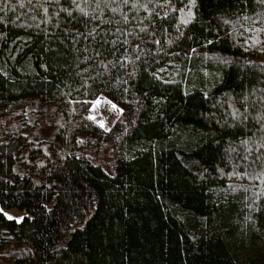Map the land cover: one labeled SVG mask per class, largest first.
<instances>
[{
  "label": "trees",
  "instance_id": "1",
  "mask_svg": "<svg viewBox=\"0 0 264 264\" xmlns=\"http://www.w3.org/2000/svg\"><path fill=\"white\" fill-rule=\"evenodd\" d=\"M186 3L0 0V208L25 217L0 213V264H264V178L227 175L251 171L256 155L241 141L258 138L253 117L264 115V74L252 67L264 65V6L198 0L177 39L171 7ZM124 57L136 62L109 64ZM172 65L176 79L159 71ZM233 90L248 96L247 128L221 131L203 114L231 122L227 103L213 104ZM99 94L125 109L111 132L87 119L82 102Z\"/></svg>",
  "mask_w": 264,
  "mask_h": 264
},
{
  "label": "snow or ice",
  "instance_id": "2",
  "mask_svg": "<svg viewBox=\"0 0 264 264\" xmlns=\"http://www.w3.org/2000/svg\"><path fill=\"white\" fill-rule=\"evenodd\" d=\"M181 3H183V0H180ZM73 3H75V0H73ZM125 3H127V0H125ZM166 4L170 5V0H165ZM241 3H247V0H241ZM255 3L257 5L260 6H264V0H255ZM99 6V5H97ZM163 6V5H161ZM200 5L198 4V0H187V3L184 4V7H181L179 9H177L175 6L171 7L172 12H176L179 11V13H181L180 19H179V25H177V31L179 32V36L177 37V39H179L180 36H183L184 33L180 32V26H188L190 24H192L193 22H195L197 20V13L196 11H194L195 9H197ZM81 11H83L81 9ZM113 11H115V9H113ZM85 15H87V13H85ZM168 13H165V17H167ZM69 16H71V13H69ZM245 20L249 19V17L245 16L243 17ZM125 22H127V18H125ZM230 21L227 19H223V24L227 25L229 24ZM95 29H93L91 32H89L87 34V36H84V39H88L89 37H91L92 39H95L94 33H95ZM117 31H119V29H117ZM140 31H146V29H140ZM259 31V30H258ZM82 35V34H81ZM128 35V34H125ZM191 38V37H189ZM155 44H160V40H154L152 41ZM173 41L169 40L168 43L171 44ZM104 43H111L113 46H115L118 41L117 40H112V41H104ZM124 44H127L128 41L124 40L123 41ZM214 43V41L212 40H207V44H212ZM253 43L255 44H259L260 42L258 40H254ZM136 49H140V45L137 44L136 45ZM84 51H87V49H85ZM192 52H196V49H192ZM102 55V52L97 50L95 52V56L96 57H100ZM178 55V53H177ZM91 58L88 56H85L84 61H79V63H84L87 62L88 60H90ZM140 60V56L137 55L136 56V61ZM220 63L224 66H229L234 64V61H230L226 58L220 57L219 58ZM136 61L130 60L128 57H124L122 61H117V62H112L109 61V64H111L112 68H115L117 66V63H119L120 67H125L126 64H132L135 63ZM79 63L77 64V67L79 66ZM100 65L101 67H103L106 71L108 70L109 65L108 64H104L103 61H100ZM42 67H46L45 65H42ZM253 68H258L261 74H264V65H252ZM89 71V69L84 68L83 69V73H87ZM160 72L166 71V69L161 68L159 70ZM207 74V73H206ZM77 75H82L81 72H77ZM98 76L101 75L100 73L97 74ZM130 76L134 77L135 76V72L133 71L132 73H129ZM154 79H161V77L157 74V73H153L152 74ZM92 80H95L96 77H91ZM242 79V78H241ZM175 81H165V83H174ZM243 82V80H242ZM86 83V82H85ZM129 81L127 79L124 80H118L117 84H123V85H128ZM213 87H215V84H213ZM130 91L129 87H124L123 88V92L127 93ZM255 88H253V92H255ZM235 92V90H233L232 92H225L222 94V97L220 100H217L214 104H213V108H216L217 105H219L221 108H223L224 104L227 103V106L229 109H231L230 112H227L226 115L231 117V122H228L227 120H225L223 123H221V121L219 119L216 118V113L215 112H208V113H204L203 115L205 116V119L209 122H215L217 125H219L221 131H223L224 129H233V128H241V129H246L247 128V124L245 123L246 121H248L249 119V115H248V107H247V102H248V96L244 95L242 99H238V97L241 96V93H235V95H233V93ZM260 92L262 93V95L259 97V99L261 101H264V89H261ZM187 95V93H185ZM144 96L147 97L148 93L145 92ZM204 97L205 99L209 98V94L208 92H204ZM227 98V99H225ZM162 99V98H161ZM72 103H81V101H71ZM134 101H129V103H133ZM160 100H155L154 99V103H160ZM83 104L87 105L89 103H94V104H98L99 100L96 101H83ZM107 103L111 106V110L115 113H117L116 119L121 120V122H123V116L125 113V109L122 107H119L116 103H113L112 100H107ZM240 104L242 107H244V110L241 111L240 107H236V104ZM141 108H143L144 106L141 105ZM73 111H75V109H73ZM137 112L140 111V108H137L136 110ZM87 119L92 120V121H96V117L95 116H88ZM253 119L260 125L259 128L256 129V132L258 133V138L255 137H249L246 140H242L241 143L242 144H249V142H253L254 144L257 145L255 152L256 155L255 157L251 160V166H252V170L249 171L247 169L246 166V170L243 173H239L236 171V167L238 166H234L233 171L228 173L227 175L233 176V175H239V176H246L249 177L250 179H260V178H264V115L262 116H258V117H253ZM99 125L100 128H102L105 132H111L112 129L109 127L105 126V122L103 120L101 121H96ZM132 124H135V120L131 121ZM129 131V129L126 127L124 129V132L127 133ZM119 139V137H118ZM217 144H220L221 141L220 140H216L215 141ZM76 143L78 144H83L85 143L84 140L82 139H78L76 141ZM227 143L229 145H231V140H228ZM226 151L228 152H232L235 151V149H232L231 147H229L228 149H226ZM246 155L243 157V159L245 161L248 160V156L252 155V150L251 149H246ZM44 154L46 156H51L52 153L48 152L47 150V146H44ZM78 158V157H77ZM257 166L260 169V172L257 173L256 168ZM206 171V170H205ZM221 172V174H223V170H219ZM201 175L203 176V173H201ZM51 187V185L49 186ZM229 187H234L232 185H230ZM214 191V190H212ZM45 208H47V205L44 206ZM259 210V205H256L253 207V211H257ZM48 212H52L53 209H47ZM0 213H2L5 218L9 221L11 220H15V222L17 224L22 223L25 220L24 216H19L16 217L12 214H9L7 212H3V208H0ZM72 231H76L75 228L72 229ZM30 251V250H28Z\"/></svg>",
  "mask_w": 264,
  "mask_h": 264
},
{
  "label": "rangeland",
  "instance_id": "3",
  "mask_svg": "<svg viewBox=\"0 0 264 264\" xmlns=\"http://www.w3.org/2000/svg\"><path fill=\"white\" fill-rule=\"evenodd\" d=\"M164 69H166V71L162 72L163 76H165L167 78H174V79L178 78V75L180 72L178 65L167 66ZM96 100H99V103L98 104L90 103L89 107L86 110V115L87 116H90V115L95 116L96 121L103 120L105 122V126L110 127L117 120L116 119L117 113L113 112L111 110V106L107 103V100H111V99L108 98L104 94H99L92 101H96ZM112 102L116 103L113 100H112ZM37 133L40 137H44L48 133V128L45 126H42V125L38 126L37 127ZM3 211L7 212L9 214H12L16 217L23 216V214H24V210L18 209V208L4 209Z\"/></svg>",
  "mask_w": 264,
  "mask_h": 264
}]
</instances>
